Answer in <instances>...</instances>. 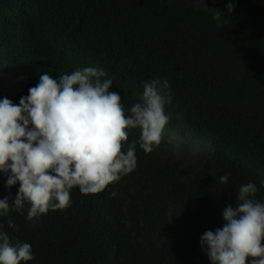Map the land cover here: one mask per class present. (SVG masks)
<instances>
[{
    "label": "trees",
    "instance_id": "1",
    "mask_svg": "<svg viewBox=\"0 0 264 264\" xmlns=\"http://www.w3.org/2000/svg\"><path fill=\"white\" fill-rule=\"evenodd\" d=\"M199 1L0 0V98L19 104L39 73L90 66L130 108L143 82L159 76L195 135L212 141L196 158L137 144L136 169L104 192L74 189L70 207L38 222L26 219L27 207L10 212L16 230L0 217L11 237L31 244L30 264H210L201 236L222 227L239 187L255 183L264 200V6ZM5 185L0 174V199L15 197L18 186Z\"/></svg>",
    "mask_w": 264,
    "mask_h": 264
},
{
    "label": "clouds",
    "instance_id": "2",
    "mask_svg": "<svg viewBox=\"0 0 264 264\" xmlns=\"http://www.w3.org/2000/svg\"><path fill=\"white\" fill-rule=\"evenodd\" d=\"M210 10L215 20L225 21L224 12ZM233 10L229 3L227 12ZM38 75V84L19 104L0 98V174L7 188L18 186L15 197L0 199V217H9L13 230L10 212L23 214L27 207L26 219L38 222L70 207L74 189L99 194L132 173L137 144L146 154L167 146L177 158H196L212 147L211 139L196 136L186 115L174 109L166 78L144 81L140 101L129 108L111 91L113 79L102 68ZM134 132L138 140L128 143ZM219 182L228 184L229 175ZM258 191L253 182L242 184L235 206L223 210L222 227L202 234L200 246L210 264H264V200L256 199ZM34 260L31 244L11 237L0 224V264Z\"/></svg>",
    "mask_w": 264,
    "mask_h": 264
},
{
    "label": "rangeland",
    "instance_id": "3",
    "mask_svg": "<svg viewBox=\"0 0 264 264\" xmlns=\"http://www.w3.org/2000/svg\"><path fill=\"white\" fill-rule=\"evenodd\" d=\"M256 3L264 6V0H254ZM201 4H204V5H208L209 4V1L207 0H200L199 1Z\"/></svg>",
    "mask_w": 264,
    "mask_h": 264
}]
</instances>
